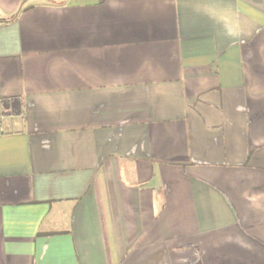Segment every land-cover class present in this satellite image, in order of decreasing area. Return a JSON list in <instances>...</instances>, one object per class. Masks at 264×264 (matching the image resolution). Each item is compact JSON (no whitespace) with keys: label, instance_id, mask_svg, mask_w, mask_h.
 Returning <instances> with one entry per match:
<instances>
[{"label":"crops","instance_id":"1","mask_svg":"<svg viewBox=\"0 0 264 264\" xmlns=\"http://www.w3.org/2000/svg\"><path fill=\"white\" fill-rule=\"evenodd\" d=\"M0 264H264V0H0Z\"/></svg>","mask_w":264,"mask_h":264}]
</instances>
